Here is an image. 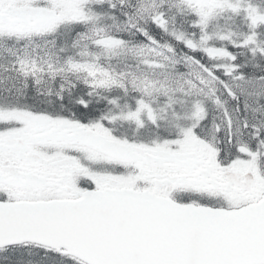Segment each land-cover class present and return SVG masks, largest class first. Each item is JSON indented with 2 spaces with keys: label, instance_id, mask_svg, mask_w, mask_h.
<instances>
[{
  "label": "snow or ice",
  "instance_id": "snow-or-ice-1",
  "mask_svg": "<svg viewBox=\"0 0 264 264\" xmlns=\"http://www.w3.org/2000/svg\"><path fill=\"white\" fill-rule=\"evenodd\" d=\"M0 264H264V0H0Z\"/></svg>",
  "mask_w": 264,
  "mask_h": 264
}]
</instances>
